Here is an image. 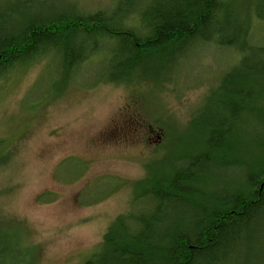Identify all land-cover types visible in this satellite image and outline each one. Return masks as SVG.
<instances>
[{"label":"trees","instance_id":"obj_1","mask_svg":"<svg viewBox=\"0 0 264 264\" xmlns=\"http://www.w3.org/2000/svg\"><path fill=\"white\" fill-rule=\"evenodd\" d=\"M104 7L0 0L1 81L48 57L45 77L58 87L44 97L53 99L102 53L101 82L114 84H161L208 43L239 51L241 61L191 116L181 154L164 146L171 131L151 151L146 176L133 183L132 209L114 219L84 264H264V136L251 131L264 125V47L255 40V30L264 31V0H113ZM160 121L151 118L147 128ZM110 180L111 194L83 204L124 185ZM20 247L0 227V264H30Z\"/></svg>","mask_w":264,"mask_h":264},{"label":"rangeland","instance_id":"obj_2","mask_svg":"<svg viewBox=\"0 0 264 264\" xmlns=\"http://www.w3.org/2000/svg\"><path fill=\"white\" fill-rule=\"evenodd\" d=\"M81 1L90 10L113 6V0ZM256 32L264 44V31ZM49 60L0 81V227L19 237L30 264H84L114 219L132 209L133 183L146 176L151 151L171 131L164 146L181 154L193 132L186 124L241 56L205 44L157 85L101 82L103 63L93 60L53 99L44 97L58 87L45 77ZM151 118L161 120L154 130L147 128ZM251 121L258 128V118ZM262 125L251 130L261 138ZM111 177L121 178L122 188L84 205L114 191ZM49 193L53 202L38 200ZM260 238L258 246L264 225Z\"/></svg>","mask_w":264,"mask_h":264},{"label":"bare ground","instance_id":"obj_3","mask_svg":"<svg viewBox=\"0 0 264 264\" xmlns=\"http://www.w3.org/2000/svg\"><path fill=\"white\" fill-rule=\"evenodd\" d=\"M62 3H64L65 5H72V4H77L78 6H81V7H83L84 5H85V3H83L82 4V1L80 0V4H79V2H78V0L76 1V0H58V4H60V5H62ZM105 8V7H104ZM258 29H261V30H264V22L263 23H261L260 25H259V28ZM257 31V30H256ZM255 44V43H254ZM258 45V44H257ZM259 47H264V44L262 43V44H259L258 45ZM234 51V50H233ZM236 53H237V51H235ZM239 52V51H238ZM239 55H241V53L239 52ZM92 60H95V61H98V62H100L101 64L102 63H105L106 62V60H107V58H106V53L104 54V53H102V54H98V55H94L93 57H92ZM87 64L88 65H90V62L88 63L87 62ZM0 81H1V79H0ZM256 136H258V134L256 135ZM90 258V256L88 257V259Z\"/></svg>","mask_w":264,"mask_h":264}]
</instances>
